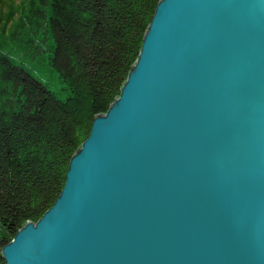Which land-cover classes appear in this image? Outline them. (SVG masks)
Instances as JSON below:
<instances>
[{
	"label": "water",
	"instance_id": "95a60500",
	"mask_svg": "<svg viewBox=\"0 0 264 264\" xmlns=\"http://www.w3.org/2000/svg\"><path fill=\"white\" fill-rule=\"evenodd\" d=\"M4 264H264V0H159L123 84Z\"/></svg>",
	"mask_w": 264,
	"mask_h": 264
},
{
	"label": "trees",
	"instance_id": "16d2710c",
	"mask_svg": "<svg viewBox=\"0 0 264 264\" xmlns=\"http://www.w3.org/2000/svg\"><path fill=\"white\" fill-rule=\"evenodd\" d=\"M158 1L0 0V254L24 220L55 201L72 143L119 93ZM18 49L29 58L47 52L69 96L58 99L17 64Z\"/></svg>",
	"mask_w": 264,
	"mask_h": 264
},
{
	"label": "rangeland",
	"instance_id": "374dc122",
	"mask_svg": "<svg viewBox=\"0 0 264 264\" xmlns=\"http://www.w3.org/2000/svg\"><path fill=\"white\" fill-rule=\"evenodd\" d=\"M11 55L13 60H16L17 64L29 70L34 77L43 82L58 99H65L69 96V89L65 87V84L61 82L53 69L47 64V52L41 51L37 56L29 58L18 49L14 51L11 50Z\"/></svg>",
	"mask_w": 264,
	"mask_h": 264
}]
</instances>
